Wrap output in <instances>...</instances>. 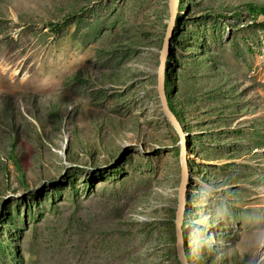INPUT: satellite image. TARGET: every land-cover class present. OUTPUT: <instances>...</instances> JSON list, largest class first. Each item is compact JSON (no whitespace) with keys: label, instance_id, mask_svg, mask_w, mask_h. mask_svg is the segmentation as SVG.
Returning <instances> with one entry per match:
<instances>
[{"label":"rangeland","instance_id":"1","mask_svg":"<svg viewBox=\"0 0 264 264\" xmlns=\"http://www.w3.org/2000/svg\"><path fill=\"white\" fill-rule=\"evenodd\" d=\"M169 4L0 0V264H180ZM165 92L188 260L264 264V0H179Z\"/></svg>","mask_w":264,"mask_h":264},{"label":"water","instance_id":"2","mask_svg":"<svg viewBox=\"0 0 264 264\" xmlns=\"http://www.w3.org/2000/svg\"><path fill=\"white\" fill-rule=\"evenodd\" d=\"M179 0H170L169 4V18L166 25L165 35L162 42V47L160 50L159 65L157 67V92L160 99L162 109L166 116L170 119L174 125L176 131L178 132L181 139V164L182 172L180 176V185H179V197L178 204L175 211L174 219V230H175V246H176V255L180 264H191L188 260L185 253L184 240L182 236V223L185 207L187 204L186 201V191L188 183V172L186 165V150H185V138L182 133V130L179 126L178 120L175 114L170 110L169 104L166 98L165 92V79H166V58L170 50L171 39L174 34V27L176 25V18L178 13Z\"/></svg>","mask_w":264,"mask_h":264},{"label":"bare ground","instance_id":"3","mask_svg":"<svg viewBox=\"0 0 264 264\" xmlns=\"http://www.w3.org/2000/svg\"><path fill=\"white\" fill-rule=\"evenodd\" d=\"M108 212L109 211H106V214L105 215H103V213H101V212H98V211H95L94 212V216L92 217V219H91V221H93V224L97 221V220H101V218H103L104 216H106L107 214H108ZM100 224H102V221H101V223ZM94 225H97V224H94ZM93 225V226H94ZM106 245V244H105Z\"/></svg>","mask_w":264,"mask_h":264},{"label":"trees","instance_id":"4","mask_svg":"<svg viewBox=\"0 0 264 264\" xmlns=\"http://www.w3.org/2000/svg\"><path fill=\"white\" fill-rule=\"evenodd\" d=\"M169 108H170V110L174 113V111H173V109H172V107L169 105Z\"/></svg>","mask_w":264,"mask_h":264}]
</instances>
